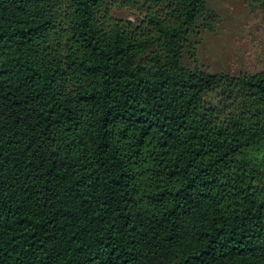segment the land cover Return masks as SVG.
Instances as JSON below:
<instances>
[{
	"label": "trees",
	"instance_id": "trees-1",
	"mask_svg": "<svg viewBox=\"0 0 264 264\" xmlns=\"http://www.w3.org/2000/svg\"><path fill=\"white\" fill-rule=\"evenodd\" d=\"M206 15L0 0V264H264V71L191 68Z\"/></svg>",
	"mask_w": 264,
	"mask_h": 264
},
{
	"label": "rangeland",
	"instance_id": "rangeland-1",
	"mask_svg": "<svg viewBox=\"0 0 264 264\" xmlns=\"http://www.w3.org/2000/svg\"><path fill=\"white\" fill-rule=\"evenodd\" d=\"M204 1L212 17L206 15L198 22V35L190 38L196 54L186 57V63L232 76L264 71V0ZM112 15L135 24L143 17L123 7L113 8Z\"/></svg>",
	"mask_w": 264,
	"mask_h": 264
}]
</instances>
